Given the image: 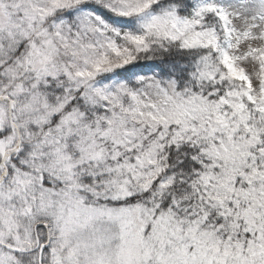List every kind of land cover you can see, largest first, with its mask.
<instances>
[{
  "label": "snow or ice",
  "instance_id": "1",
  "mask_svg": "<svg viewBox=\"0 0 264 264\" xmlns=\"http://www.w3.org/2000/svg\"><path fill=\"white\" fill-rule=\"evenodd\" d=\"M0 264H264V0H0Z\"/></svg>",
  "mask_w": 264,
  "mask_h": 264
}]
</instances>
